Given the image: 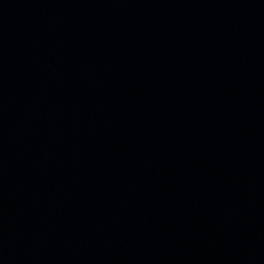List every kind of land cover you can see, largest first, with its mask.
Wrapping results in <instances>:
<instances>
[{
	"label": "water",
	"instance_id": "obj_1",
	"mask_svg": "<svg viewBox=\"0 0 264 264\" xmlns=\"http://www.w3.org/2000/svg\"><path fill=\"white\" fill-rule=\"evenodd\" d=\"M0 264H264V0H0Z\"/></svg>",
	"mask_w": 264,
	"mask_h": 264
}]
</instances>
